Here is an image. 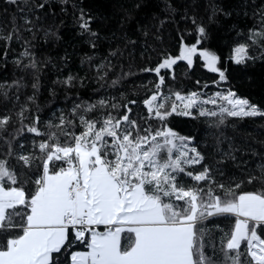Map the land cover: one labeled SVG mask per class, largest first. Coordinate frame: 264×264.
Here are the masks:
<instances>
[{
    "label": "snow or ice",
    "instance_id": "1",
    "mask_svg": "<svg viewBox=\"0 0 264 264\" xmlns=\"http://www.w3.org/2000/svg\"><path fill=\"white\" fill-rule=\"evenodd\" d=\"M200 8L0 0V264H264V102L227 66L264 68V0Z\"/></svg>",
    "mask_w": 264,
    "mask_h": 264
},
{
    "label": "trees",
    "instance_id": "2",
    "mask_svg": "<svg viewBox=\"0 0 264 264\" xmlns=\"http://www.w3.org/2000/svg\"><path fill=\"white\" fill-rule=\"evenodd\" d=\"M207 2L208 0H201V8L199 10V15H203L206 17L204 4H206ZM257 3H259V0H257ZM230 22L231 21H229V23ZM169 27L172 26L169 25ZM181 27H183V25H181ZM173 35L175 36L176 34L173 33ZM233 35L234 33H229L225 30H217L215 28H213L212 30L211 47L221 57V63H223V61L226 60L229 56L230 48L233 46L232 45ZM176 39L178 40L179 37H176ZM186 40L189 43H194L195 35L194 34L187 35ZM62 48L63 46L61 45L60 49H57L56 51H62ZM78 64H79L78 58L74 56L71 60L70 66L67 69H65L64 74L67 75L68 71L76 72ZM178 64L180 65V68L177 70L179 73L177 77L178 87L181 86V82L183 83L184 86L191 87L195 84V81L197 79H200L201 83L203 84L206 81H210L216 78L215 73H210L208 72L207 69H204L201 66L202 61H200L198 58H194L193 68L188 70L187 74H184V68L186 67V63L183 61H179ZM227 66L229 68L230 78H232L233 81L236 83L237 90L241 95H247L256 102H264V68H261L259 65H257L253 68L248 69L246 72L242 70L240 66L232 64L231 61L228 62ZM80 74L83 75L84 73L81 72ZM3 75L4 72L0 71V78H2ZM248 75H251L252 77L251 83L248 82ZM8 76L10 79L11 78L10 68L8 71ZM52 79H55V75H53L52 73H49L44 78V90L41 96L39 97L41 104H44L46 100L50 99L48 96L47 87L50 85ZM90 92L91 89L79 90V94L83 97L89 96ZM76 93H77V89H72L69 94L74 97ZM64 94L65 93L63 89H58V99L56 102L57 106H63L62 100ZM247 123L249 125V128H251L252 122H247ZM255 123H259V121H256ZM183 127L184 126L181 125V128ZM197 127H200V125H193L191 127V130L195 131Z\"/></svg>",
    "mask_w": 264,
    "mask_h": 264
}]
</instances>
